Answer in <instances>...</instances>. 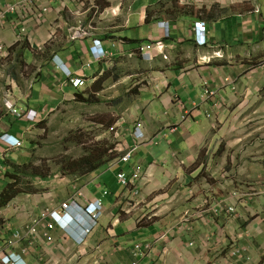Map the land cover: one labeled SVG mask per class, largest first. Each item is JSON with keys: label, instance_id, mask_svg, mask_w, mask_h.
<instances>
[{"label": "crops", "instance_id": "0c3cea01", "mask_svg": "<svg viewBox=\"0 0 264 264\" xmlns=\"http://www.w3.org/2000/svg\"><path fill=\"white\" fill-rule=\"evenodd\" d=\"M253 1L0 0V13L5 11L0 44L10 51L9 57H0V137L25 140L38 122L77 101L79 90L67 86L60 67L85 78L91 96L126 103L117 122L125 147L134 145L129 131L137 120L143 121L146 137L125 169L106 163L109 173L98 169L73 179H37L34 194L19 193L0 210V251L9 253L7 237L81 190L83 205L102 200L98 225L82 244L60 228L51 232L49 242L40 237L45 231L40 225L38 235L14 248L26 264H128L137 243L151 245L139 264H264V180H259L263 188L257 197L239 203L234 195L264 176V146L252 148L253 142L262 144L264 134V0ZM29 3L21 11L6 12L8 6ZM197 21L207 26L206 47L194 43ZM162 23L169 25V38ZM78 28L87 35L72 39ZM96 40L107 52L101 60L90 53ZM146 44H157L150 51L152 60L139 53ZM7 101L21 119L6 108ZM226 126L235 132V141L251 142L247 158L248 152L257 157L253 173L249 179H236L233 173L190 185L202 166V153L204 161L224 153L220 138ZM25 158L22 149L0 158V193L11 184L13 166ZM227 162L233 172L236 166ZM138 167L142 181L134 196V185L119 184L116 174L124 171L130 178ZM229 207L236 208V219ZM241 247L247 250L245 260L232 254Z\"/></svg>", "mask_w": 264, "mask_h": 264}, {"label": "rangeland", "instance_id": "374dc122", "mask_svg": "<svg viewBox=\"0 0 264 264\" xmlns=\"http://www.w3.org/2000/svg\"><path fill=\"white\" fill-rule=\"evenodd\" d=\"M114 88L109 87V90L112 91ZM86 90L87 88L82 91L83 98H77V101L67 103L50 114L47 119L34 127L25 137L26 143L22 150L27 158H25V163L17 167L19 173L16 174L14 180L17 187L13 190H18L19 193L29 191L34 194L32 189L35 190L36 185L33 183H36L37 179H52L54 176L73 179L88 175L86 168L78 163L82 158L91 157V155L102 152L106 154V159H110L113 156V151L120 149V143L123 142L124 136L122 135L121 123L117 125V122L124 113L123 107L126 103L122 102L118 105L115 100H112L113 98H108L105 95L101 97L91 96ZM82 99L89 100L83 102ZM208 118H211V115H208ZM229 128L230 126H226L221 132V150L224 153L222 155L214 154V157L211 155L210 158L208 157V161H204L202 153L200 158L203 162L201 163L202 166L198 174H193L195 179L190 182V185L200 186V183L204 180L209 183L218 176L223 180L233 173L236 175V179L243 180L244 176L249 179V173H253L252 170L254 169L251 163L257 162V157L248 152L247 158V148L248 150L251 149L249 148L251 142L245 140L235 141V132L230 131ZM240 131L243 132L242 129ZM159 138L161 140V137ZM261 141L262 144L253 142L252 148L264 146V134ZM214 148L215 145L212 146L211 150H214ZM205 149L203 150L205 151ZM229 154L232 155V162L228 160ZM227 161L236 166L232 170L233 172H231L232 164ZM107 165L104 164L100 167L101 173H109L115 167L110 170ZM116 166H118L117 169L129 167L128 164ZM72 169H75L74 174L70 173ZM187 173L189 174V171ZM263 178L264 176L257 177L256 186L247 185L248 190L243 191L241 195L244 198L239 197V192L236 193L239 203L247 202V193L254 192V195L250 197L252 198L257 197L264 191L259 190L263 188L259 181H263ZM196 190L199 192L198 188ZM228 213L236 219L237 210L235 207L233 211ZM2 215L4 216V214ZM239 219L240 217L237 220ZM262 219L264 220V218ZM241 220L245 223L244 218L241 217ZM232 254L240 255L239 258L242 260H245V257L247 258V250H243V247L240 250L233 251Z\"/></svg>", "mask_w": 264, "mask_h": 264}, {"label": "built area", "instance_id": "2783aa9c", "mask_svg": "<svg viewBox=\"0 0 264 264\" xmlns=\"http://www.w3.org/2000/svg\"><path fill=\"white\" fill-rule=\"evenodd\" d=\"M30 4L31 3L25 4V5L8 6L6 8V12L13 13V12L21 11L23 7L28 6ZM46 11L47 9L43 10V12H46ZM256 12L258 13L259 10L257 9ZM0 17L5 18L4 9L0 13ZM196 31H197V35L199 39L198 43L200 45L204 44L205 43V35H204L205 24L203 22L196 23ZM21 33L22 35H24L26 33V30L22 28ZM85 35H87V31L80 29V28L74 29L71 33L72 39H78ZM154 47H155L154 45H146L144 47H141L140 50L141 51H151L152 49H154ZM8 56H9L8 49L4 45L0 44V57H8ZM68 84L73 88L79 89V88H83L86 86V80L81 77H71L70 76L68 79ZM208 95H209V92L206 91L204 96L206 97ZM6 108L17 118H20V119L22 118V113H19V110L16 109L13 104L8 103V101L6 102ZM142 126L143 125L141 122H138L137 124H135L134 132L135 134H137L138 138H143L142 130H141ZM3 141H7V137L1 136L0 138V145H2L3 147V150L0 151V157H4L5 153L10 151V149H13V148L18 149L19 147L23 145V141L20 139L11 138V141H10L11 145H8L6 142L4 143ZM138 143L132 148H129L127 151H125V154L121 156L117 161H115L114 164L128 163L132 157V154L136 150ZM118 151H124V150L122 147H120ZM140 176H141V169L138 167L133 170V175L131 176V178H128V176L122 171L117 173L116 178L119 184L125 187H128L129 184H133L137 181H140L141 180ZM138 194H139V191L137 189L134 191V195H138ZM75 196L76 197H74L73 200H68V201L63 202L58 210L57 209L44 210L38 217H35L32 219L30 225L27 226L25 230L15 231L10 237H7L5 239V246L8 248H11L12 250L9 253L0 251V263L1 264H26L22 256L14 252V248L17 247V245L26 237H30L31 239H33L36 235H38L40 225H44V228H45V231L42 233L40 237H43L47 241L51 242L53 240V236L51 232H53L54 229L57 227V223L59 222V220L63 216H67L70 213L69 211L72 205L75 207H79L84 212L83 207H80L79 203L77 202L78 197H84L83 192L79 190ZM91 203H96V206L94 208L95 211H93L92 216L90 217V222L87 223V221H85L88 226V229L86 230V233L88 234L91 232L93 225L97 224L98 219L102 215V212H100L101 203L97 200ZM89 205L93 206L94 204H89ZM230 211H233V209L231 208ZM77 238H79L80 243L83 242L82 236L78 235ZM148 247L149 245H142V246L141 244L136 245L134 249L132 250L133 260L131 261L130 264H137L138 258L143 257L145 255V251L148 249Z\"/></svg>", "mask_w": 264, "mask_h": 264}, {"label": "clouds", "instance_id": "9594fccd", "mask_svg": "<svg viewBox=\"0 0 264 264\" xmlns=\"http://www.w3.org/2000/svg\"><path fill=\"white\" fill-rule=\"evenodd\" d=\"M247 1H253V0H247ZM259 10V12L257 13L256 12V10ZM254 12L255 13H257V14H260V9H259V7L258 6H256L255 7V9H254ZM199 22H203L204 24H205V22L204 21H197V22H195V25H194V29H193V35H194V43L196 44V45H198V46H200V47H206L207 45H208V38H207V26H206V24H205V31H204V35H205V43L204 44H199L198 43V41H199V39H198V35H197V31H196V23H199ZM163 24V28L165 29V37L166 38H169L170 37V32H169V25L168 24H165V23H162ZM88 32V31H87ZM86 36V35H85ZM84 36V37H85ZM79 39V38H78ZM101 42L99 41V40H96V41H94V45L92 46V48L90 49V53H91V55L94 57V58H96L97 60H101V59H103L106 55H107V52H105L102 48H98L97 47V45L99 46V44H100ZM146 45H151V44H146ZM146 45H142V46H140L139 47V53H140V55L143 57V58H145V59H147V60H152L153 59V57L152 56H150V51H141L140 50V48L141 47H144V46H146ZM155 47H154V49H156V47H157V44L155 45V44H153ZM154 49H152L151 51H153ZM9 51V50H8ZM9 55H10V51H9ZM220 53H215V57L217 56H219L220 57ZM9 57V56H8ZM2 58H5V57H2ZM62 70H63V72H65V76H66V78H67V80H66V84H67V86H70L69 84H68V79H69V77L71 76V77H74L71 73H69L68 71H66L65 69H63L62 67H60ZM81 78H83V77H81ZM85 79V78H84ZM86 80V79H85ZM87 80H86V86L85 87H83V88H79V89H76V88H73V89H75V90H79V91H81L82 89H84V88H86L87 87ZM206 92V91H205ZM203 97H205V96H203ZM207 98V96L204 98V99H206ZM203 99V100H204ZM16 117V116H15ZM18 119H20V118H18ZM35 118H33V119H31V121H35L34 120ZM30 120V119H29ZM42 121H40V122H38L37 124H39V123H41ZM138 122H141L142 123V128H141V130H142V135H143V138H138L137 137V134H135V124H137ZM144 127H145V125H144V123H143V121L142 120H137V121H135V123L133 124V126H132V128L130 129V135H132L133 137H134V139H135V142H134V145H132V146H129V147H125V145H124V143L122 142V143H120V147H122L123 148V150L124 151H113V156L112 155H110V156H112V157H114V158H111V160L109 161V166H110V168H112L113 166H116V165H118V164H128L130 161H131V159H130V161L128 162V163H116V164H114V162L115 161H117L121 156H123L124 154H125V151H127L129 148H132L133 146H135L138 142H140V143H138V145H137V148H138V146L139 145H141V144H144L145 142H146V137H145V135H144V132H143V130H144ZM122 135H123V133H122ZM3 136H5V137H7V141H3L4 143L6 142L8 145H11V143H10V141H11V138H15V139H20V140H22L23 141V145L21 146V147H19L18 149H16V148H13V149H10V151H8L7 153H5V155H4V157H0V158H2V159H4V160H6V158H7V155H8V153H10V152H12V151H15V150H21V149H23L24 148V144H25V140L23 139V138H17V137H15V136H13V135H8V134H6V135H2V137ZM1 138V137H0ZM6 140V139H5ZM157 143V142H156ZM158 144V143H157ZM1 147H2V145H0ZM136 148V149H137ZM115 150V149H114ZM136 151V150H135ZM134 151V152H135ZM116 152V153H115ZM134 154V153H133ZM133 154H132V156H133ZM132 158V157H131ZM0 169H1V164H0ZM120 172V171H119ZM122 172H124V171H122ZM125 173V172H124ZM126 174V173H125ZM117 175V174H116ZM127 175V174H126ZM132 175H133V173H132ZM129 178V177H128ZM131 178V177H130ZM140 178H141V180L140 181H137V182H135L136 183V186H135V183H133V184H129V186L130 185H134V188L135 189H133L134 191L135 190H137L138 189V191H139V194H140V189H139V187L137 186L138 185V183H140L141 181H142V173H141V176H140ZM117 179V178H116ZM128 186V187H129ZM134 191L132 192V194L134 195ZM236 193H238V192H236ZM236 193H234V195L235 196H237V194ZM138 194V195H139ZM243 193H239V197L240 198H244V196H241ZM76 195V194H75ZM73 196V198L74 197H76V196ZM103 195H107V192L106 191H104V193H103ZM138 195H134V196H138ZM254 195V192H252V193H247V198L249 197H251V196H253ZM73 198L72 199H70V200H73ZM80 198L81 197H78L77 198V202L79 203V205H80V207H83V210H84V212L79 208V207H75V206H71V209H70V213L67 215V216H63L60 220H59V222L57 223V227L56 228H60L61 230H63V231H65V232H67L69 235H71L72 236V238L75 240V241H77L78 243H80L79 242V238H77V236L78 235H80V236H82V238H83V242H81L80 244H82V243H84L85 242V240L87 239V237L89 236V234L93 231V229L98 225V223H99V221H100V219H101V217L103 216V212H104V205H103V203H102V200L100 199V198H97V199H94L93 201H91V202H94L95 200H97V201H99L100 203H101V208H100V212H102V215L100 216V218L98 219V222H97V224L96 225H93V228L91 229V232L88 234V233H86V230L88 229V226H87V223H89L90 222V217L92 216V213H93V211H95L94 210V208H95V206H96V203H91V202H88V203H86L85 205H83V204H81L80 203ZM89 204H94L93 206H91V205H89ZM219 203H217V205H218ZM221 204V207H223L224 208V205L222 204V203H220ZM131 202H128L127 203V208H130L131 206ZM233 209L234 210V207H229V208H227V212H231L230 211V209ZM58 210V209H57ZM215 212H218V209H217V207H214V209H213ZM91 211V212H90ZM264 218V217H263ZM85 221H87V223L85 222ZM84 223H86V224H84ZM55 228V229H56ZM83 234H85V235H83ZM139 243H137V244H135L134 245V247L136 246V245H138ZM142 245H145V244H141V246ZM146 245H149V244H147L146 243ZM151 246V245H150ZM134 247H133V249H134ZM145 253H146V251H145ZM140 258L141 257H139L138 258V263L137 264H139V260H140ZM131 263V262H130ZM130 263H128V264H130Z\"/></svg>", "mask_w": 264, "mask_h": 264}, {"label": "trees", "instance_id": "16d2710c", "mask_svg": "<svg viewBox=\"0 0 264 264\" xmlns=\"http://www.w3.org/2000/svg\"><path fill=\"white\" fill-rule=\"evenodd\" d=\"M78 92L76 93V97L78 99H80L81 97L83 98V93L82 92L78 93ZM88 100L89 99H82L83 102L88 101ZM111 158H114V157H111ZM111 158L106 159V154L99 152L97 154L91 155V157L82 158L81 161H79L78 163H81L82 166L86 168V173L90 174L100 169V167L103 166L104 164L109 163ZM13 168H15L13 170L14 172L12 171L11 173L8 174V177L11 180V184L8 187H6L4 190H2V192L0 193V210L2 208H5L19 194L18 190H13L15 187H17L14 180L16 179V174L19 173V169L17 168V166H13ZM74 170L75 169H72L70 173L74 174L75 173ZM2 225H3V219L0 218V227Z\"/></svg>", "mask_w": 264, "mask_h": 264}]
</instances>
